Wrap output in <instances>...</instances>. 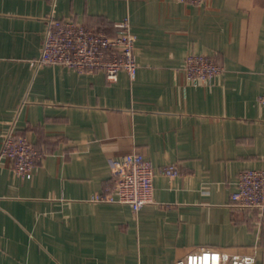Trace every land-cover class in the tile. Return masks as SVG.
<instances>
[{"label":"crops","instance_id":"0c3cea01","mask_svg":"<svg viewBox=\"0 0 264 264\" xmlns=\"http://www.w3.org/2000/svg\"><path fill=\"white\" fill-rule=\"evenodd\" d=\"M50 15L107 34L127 19L134 75L35 68ZM189 53L223 71L190 82ZM263 91L264 0H0V141L14 127L44 151L27 178L0 159V264H174L200 247L264 264V217L229 205L239 172L264 168ZM132 150L153 201L94 200Z\"/></svg>","mask_w":264,"mask_h":264},{"label":"built area","instance_id":"2783aa9c","mask_svg":"<svg viewBox=\"0 0 264 264\" xmlns=\"http://www.w3.org/2000/svg\"><path fill=\"white\" fill-rule=\"evenodd\" d=\"M201 4L204 0H179ZM114 33L88 27L69 18H46L39 54L31 60L37 68L44 64H60L78 72L100 70L108 80H115L119 71L133 76L138 66L134 56L135 36L127 19L113 24ZM182 68L187 80L193 83L209 81L223 71V66L211 55L189 53ZM264 106V91L258 95ZM25 134L9 127L0 141V159L9 162L10 170L27 178L35 163L43 156ZM154 168L149 159L138 150H132L110 161L111 183L94 200L128 204L133 211L153 201ZM172 177L178 169L168 164L160 169ZM229 205L247 211H256L264 217V168H245L237 176L236 188L230 193ZM174 264H255L251 253H228L210 247L188 252Z\"/></svg>","mask_w":264,"mask_h":264}]
</instances>
